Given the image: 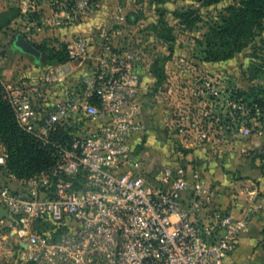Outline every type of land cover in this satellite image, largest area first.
<instances>
[{"label":"rangeland","instance_id":"obj_1","mask_svg":"<svg viewBox=\"0 0 264 264\" xmlns=\"http://www.w3.org/2000/svg\"><path fill=\"white\" fill-rule=\"evenodd\" d=\"M241 1L0 0V84L10 105L6 85L76 38L91 48L90 60L77 63L93 67L111 54L131 61L141 83L132 107L144 128L132 137L137 162L127 168L151 191L169 186L167 170L198 172L217 205L251 208L244 240L223 264H264V21L248 36L245 20L238 44L220 34ZM72 27L81 32L68 35ZM20 39L39 55L22 51ZM93 123L81 118L77 127ZM0 157V183L19 180L7 161L20 156L1 139ZM0 264H33L1 219Z\"/></svg>","mask_w":264,"mask_h":264},{"label":"built area","instance_id":"obj_2","mask_svg":"<svg viewBox=\"0 0 264 264\" xmlns=\"http://www.w3.org/2000/svg\"><path fill=\"white\" fill-rule=\"evenodd\" d=\"M90 50L87 38L72 39L66 64L6 85L20 127L56 153L47 171L0 183L1 222L33 264H223L241 246L251 208L217 205L198 172L167 170L171 182L159 191L138 183L127 168L137 162L132 137L144 128L132 107L141 83L131 61L99 57L81 89L35 97L64 87L71 64L90 60ZM62 132L69 140L55 141Z\"/></svg>","mask_w":264,"mask_h":264},{"label":"trees","instance_id":"obj_3","mask_svg":"<svg viewBox=\"0 0 264 264\" xmlns=\"http://www.w3.org/2000/svg\"><path fill=\"white\" fill-rule=\"evenodd\" d=\"M207 5L215 4L221 0H201ZM232 16L224 17V26L220 30V34H226L233 39V44H238L242 40L243 22L245 28L248 26V36H251L255 28H262L264 21V0H242L241 7H231ZM171 40V39H170ZM32 46V45H31ZM34 50L38 47L32 46ZM40 51H44L40 48ZM174 48L170 46V52L173 53ZM47 65H62L68 62V55L64 53L55 54L52 57H45ZM157 75V70L154 71ZM4 89L0 84V139L7 145L8 149L15 150L20 156L14 160L12 157L7 161L8 168L19 179H29L43 171H47L55 163L56 149L52 146H44L34 137L27 134L18 124V120L11 105L4 99ZM258 108L264 109V102L258 101ZM69 140V136L60 133L55 136V141L65 142Z\"/></svg>","mask_w":264,"mask_h":264},{"label":"crops","instance_id":"obj_4","mask_svg":"<svg viewBox=\"0 0 264 264\" xmlns=\"http://www.w3.org/2000/svg\"><path fill=\"white\" fill-rule=\"evenodd\" d=\"M81 30L76 29L74 27L70 28L69 34L70 36H73L74 34H79ZM78 64V65H77ZM52 65H47L46 63L40 62L38 65L34 66L33 71L30 70L28 76H23L22 78L28 77L26 80H38V78H35L36 76H40V78L45 74L46 69ZM88 71V63L83 64V63H77L74 62L71 64V69H70V76L68 77V80L66 81V84L64 87H59L57 89H52L50 91H47V93H42L40 97H62L63 95V88L66 87H71L74 88L75 90H79L83 86V77L84 74ZM31 73V74H30ZM31 76V77H29ZM34 76V77H32ZM40 80V79H39ZM231 209L234 210L236 214H240L239 212L240 209H238L235 205V203L230 207ZM244 240V239H243ZM242 240V241H243Z\"/></svg>","mask_w":264,"mask_h":264},{"label":"water","instance_id":"obj_5","mask_svg":"<svg viewBox=\"0 0 264 264\" xmlns=\"http://www.w3.org/2000/svg\"><path fill=\"white\" fill-rule=\"evenodd\" d=\"M20 41H21L22 51L30 55H35V56L39 55L38 51L34 50L33 47L27 41H25L24 39H20ZM23 43L27 44V47H25ZM6 217H7V213L3 211L2 209H0V219L6 218Z\"/></svg>","mask_w":264,"mask_h":264}]
</instances>
